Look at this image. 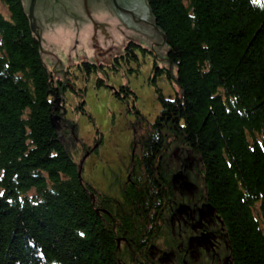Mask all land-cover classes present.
I'll return each instance as SVG.
<instances>
[{
    "label": "trees",
    "instance_id": "obj_1",
    "mask_svg": "<svg viewBox=\"0 0 264 264\" xmlns=\"http://www.w3.org/2000/svg\"><path fill=\"white\" fill-rule=\"evenodd\" d=\"M0 2V264H137L121 243L146 237L162 185L180 175L175 154L195 166L182 182L223 223L229 264H264V0H145L180 95L156 89L129 183L95 204L71 152L75 124L65 118L62 137L51 123L64 84L42 61L23 0ZM77 95L75 110L92 120ZM158 239L166 244V231Z\"/></svg>",
    "mask_w": 264,
    "mask_h": 264
},
{
    "label": "rangeland",
    "instance_id": "obj_2",
    "mask_svg": "<svg viewBox=\"0 0 264 264\" xmlns=\"http://www.w3.org/2000/svg\"><path fill=\"white\" fill-rule=\"evenodd\" d=\"M23 3L40 42L41 58L47 69L54 71L55 80L64 78L69 69L75 76V87L83 89L82 94H85L84 108L92 116V120L88 114L75 110L80 101L79 96L71 91H65L68 99L66 118L75 124L77 136L76 145L71 152L73 159L81 165L82 179L99 191L113 193L111 185L115 184L112 178L123 175V166L128 162V154L132 153L131 138L138 140L140 136L138 134L146 123L154 120L160 108L156 89H159L166 98H174L176 93L180 95V88L176 82L177 66L165 60V46H156L157 66L164 67V70L154 79L149 78L146 61L142 59L133 73L122 68L116 72L112 70L102 72L99 68L97 72H92L91 67V73L87 74L83 62L91 64L95 61L92 41L99 36L92 33L90 19L80 20L79 15H85L84 6L87 8L88 5L91 11L89 17L95 19L91 20L99 28L106 20V16H103L106 10L95 0H23ZM0 11L5 17L8 15L1 2ZM155 40L157 38H153V41ZM160 40L161 38H158L157 45ZM98 77L103 78L105 85L96 83ZM121 86H127L130 92L126 94L125 91H119L123 97L119 99L113 94V89H119ZM135 109L143 118L135 113ZM61 136L69 137V134L61 132ZM77 139L91 147V151L88 152L91 155L86 157L87 151L83 152L82 145ZM89 164L91 166H88ZM178 165L176 163L174 169Z\"/></svg>",
    "mask_w": 264,
    "mask_h": 264
},
{
    "label": "flooded vegetation",
    "instance_id": "obj_3",
    "mask_svg": "<svg viewBox=\"0 0 264 264\" xmlns=\"http://www.w3.org/2000/svg\"><path fill=\"white\" fill-rule=\"evenodd\" d=\"M95 2L106 10V12H103L105 13L103 16H106V20H104L102 27L98 28L97 25H94L96 23L91 20L94 18L89 17L91 16V11L88 9V5L87 8L84 6V12L87 17L79 15L80 20L90 19L92 33L99 36L94 42L92 41V51L95 56V61L91 62L92 72H97L98 68L102 72H107V70L116 72L122 68L125 71L133 73L138 68L142 59L146 61L150 74H148L149 78L152 77L154 79L157 75L161 74L164 67L160 68L157 66L158 51H155L158 38L153 41L152 37L154 36L148 35L145 32L144 21L136 11V1L95 0ZM147 20L151 25L152 21L149 14H147ZM152 28L154 27L152 26ZM98 47L101 49L98 50ZM50 70L54 76V71ZM66 73L68 74L64 78H58L60 82H56L58 86H62L63 83L65 89H67L60 90L59 103L55 104L61 115L64 108V114L60 120L62 126L61 132L65 131L66 127L65 118L68 99L65 91H71L76 95L82 94L83 90L75 87V76L72 75L69 69ZM98 80L100 81V85H105L103 78L98 77L96 83H98ZM113 90V94L119 99L123 98L120 96L119 91H125L126 94L130 92L127 86H121L119 89ZM134 141L132 137L130 140L132 153L128 154V162L126 160L127 163L123 166L122 177L114 176L112 178V182L115 184L114 186L111 185L113 193L99 191L86 182L95 190H91L92 202L94 204L96 203V196L100 194H117L120 189L129 183L130 173L140 156V154H135L136 145ZM90 151L91 147L87 150L86 157L91 155L88 154ZM172 160L175 164H179L173 173L179 172L180 175L173 179L169 178V182H165L162 185V189H166L164 204L156 215L154 213L155 219L153 218L154 220L150 221L146 237L137 245L128 248L127 246L125 247L126 243H121V249L124 247L126 253L132 255L133 261L136 260L137 264H170L171 255L173 258L178 259L180 264L188 262L189 264H201L203 259H208L209 262L222 261L221 263L223 264H229L228 256L223 255L224 249L227 246L223 223L211 209L204 207V202L202 196L199 195L198 188L193 185L189 187L187 183L182 182V175L193 171V162L189 161L187 164L177 154L173 156ZM78 165L81 167L79 163ZM88 166H91V164ZM157 179L155 178V180ZM94 207L97 212H102L97 206ZM162 230L166 231V235L168 234L169 241L166 244L158 239V234ZM138 254L140 257L137 259L136 255Z\"/></svg>",
    "mask_w": 264,
    "mask_h": 264
},
{
    "label": "water",
    "instance_id": "obj_4",
    "mask_svg": "<svg viewBox=\"0 0 264 264\" xmlns=\"http://www.w3.org/2000/svg\"><path fill=\"white\" fill-rule=\"evenodd\" d=\"M46 1V0H45ZM136 1V11L137 13L139 14V17L144 21V25H145V32L148 34V35H153L154 37L153 38H161L160 42L158 43L157 46H163L165 45L164 44V37L163 35L160 33V31L154 26L153 23H151V25L154 27L152 28V26L148 23V20H147V14H149V9H148V6L146 5V2L145 0H135ZM31 8H32V4H30V8H29V11H30V14H31ZM28 17L29 19L30 16L28 14ZM31 21V20H30ZM143 24V23H142ZM31 28L32 30L34 31V28H33V24H32V21H31ZM162 41V42H161ZM58 103H59V99H58ZM64 114V110L62 111V115ZM59 118H61V116H54L53 118H51V123L52 125L57 129V130H60L61 128V125L59 124L58 120ZM204 207H207L206 204H204Z\"/></svg>",
    "mask_w": 264,
    "mask_h": 264
}]
</instances>
